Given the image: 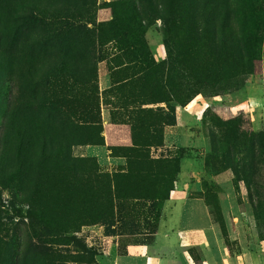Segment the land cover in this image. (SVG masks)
Returning <instances> with one entry per match:
<instances>
[{"label":"rangeland","instance_id":"obj_1","mask_svg":"<svg viewBox=\"0 0 264 264\" xmlns=\"http://www.w3.org/2000/svg\"><path fill=\"white\" fill-rule=\"evenodd\" d=\"M27 1L0 0V48L13 59L7 87L0 91V156L14 163L17 138L13 126H20L23 118L30 127L24 143L29 136L37 143L40 135L79 143L83 137L76 138L69 125L94 127L98 133L91 139L95 143L71 145L70 156L90 160L96 175L108 176L112 198L109 219L98 221L73 192L49 191L39 208L64 223V228L46 232L28 217L32 207L26 201L28 195L0 178V264H183L168 260L171 252L155 242L164 201L153 197L168 188V200L204 201L229 255L235 252L243 260L254 255L256 264L259 258L264 264L261 64L249 74L225 57L205 59L204 73L214 84L200 87L185 105L178 100L180 93L170 102H159L165 92L170 94L168 89L157 90L151 84L149 68L122 54L112 42L74 38V69L56 72L63 46L44 42L41 25L21 20L25 7L29 11ZM38 1L56 7L65 2L83 3ZM92 1L85 0L91 12ZM111 1L121 0H94L96 5ZM245 5L246 28L256 30L264 0H246ZM98 18L96 14V23ZM62 21L63 30H80L85 23L77 18ZM85 26L95 31L92 24ZM162 40L158 20L145 33L153 65L166 58ZM156 73L160 80L163 73ZM32 92V109L24 110ZM47 104L58 105L63 114L49 111ZM83 107L93 118L89 123L82 116ZM29 147L30 143L24 145L25 156ZM33 147L31 155L36 157L38 146ZM128 168L131 175L126 174ZM113 177L118 190H114ZM57 178L50 177L47 185H57L53 180ZM242 213L251 225L235 224L233 219ZM228 235H234L237 242L230 243ZM179 257L185 264H203L193 248Z\"/></svg>","mask_w":264,"mask_h":264},{"label":"trees","instance_id":"obj_2","mask_svg":"<svg viewBox=\"0 0 264 264\" xmlns=\"http://www.w3.org/2000/svg\"><path fill=\"white\" fill-rule=\"evenodd\" d=\"M92 2V12L85 0L82 4L78 1L65 2L59 7L40 5L38 0H28L26 3L29 11L25 7V16L21 20L25 24L34 22L41 25L45 32L44 42L63 46V56L55 66V71L60 74L74 69L71 43L74 38L79 37L86 41L97 39L100 44L112 42L122 54H128L134 61L149 68L151 84L157 90L168 89L171 94L167 95L165 92L166 96L161 97L159 102H170L174 94L180 93L181 99L178 100L181 105H185L200 87L214 84L204 73L202 66V62L211 57H225L249 74L256 71L257 63L264 69V11L260 10L258 14L259 29L258 26L256 30L246 28L249 19L246 0H121L100 5H96L94 0ZM96 14H99L98 23ZM69 18L84 20L83 28L63 30L65 25L62 20ZM158 20L162 24V43L166 58L162 64L153 65L149 59L145 33ZM87 24H92L95 31L87 29ZM235 26L239 28L238 32ZM12 69V56L0 48V91L7 87L6 80H9ZM159 71L163 73L160 80L156 73ZM56 79L63 82L59 76ZM32 100H35L33 92L32 98L23 105L24 110L32 109ZM45 107L58 115L63 114V109L58 105L47 104ZM68 108L71 109L70 106ZM81 113L87 123L93 120L85 107ZM24 119L20 126H13L17 138L14 163L8 162L5 156H0V178L28 195L26 201L32 206L27 212L30 221L46 232L63 231L64 223L39 208L40 202L47 199L49 191L59 190H68L67 192L77 195L92 218L98 221L108 220L112 180L108 176L96 175L90 160L72 159L69 148L71 145L94 144L91 137L98 133L95 132L97 129L70 124V131L75 132L76 138L83 137L79 143L70 144L64 137L57 140L48 135L37 136V143L29 136V141L24 143L23 137L27 130L30 131L29 124ZM29 143L25 156L22 151L24 145ZM34 144L38 146L36 157L31 155ZM126 174L131 175L132 170L128 168ZM53 176L59 177L53 179L58 184L47 185L46 182L52 181L49 178ZM113 182L114 190H118L115 177ZM170 190L171 188L166 189L163 195L153 199L165 202ZM115 196H118L117 191Z\"/></svg>","mask_w":264,"mask_h":264},{"label":"crops","instance_id":"obj_3","mask_svg":"<svg viewBox=\"0 0 264 264\" xmlns=\"http://www.w3.org/2000/svg\"><path fill=\"white\" fill-rule=\"evenodd\" d=\"M240 216L239 219H233L235 224L240 223L245 227L250 224L243 213ZM227 238L230 243L237 242L234 235L230 238L228 235ZM155 242L159 248L171 252L172 256L168 260L177 259L183 264L179 255L192 248L199 253L203 264H256L254 255L250 259L244 257L245 261L235 252L229 255L221 243V235L211 220L206 204L200 198L166 200L155 233ZM257 264H261L260 258Z\"/></svg>","mask_w":264,"mask_h":264}]
</instances>
